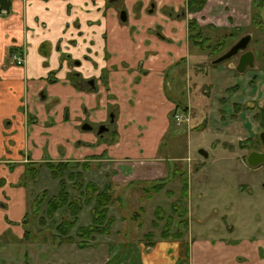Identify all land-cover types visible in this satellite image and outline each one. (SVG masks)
Returning a JSON list of instances; mask_svg holds the SVG:
<instances>
[{
	"label": "crops",
	"instance_id": "1",
	"mask_svg": "<svg viewBox=\"0 0 264 264\" xmlns=\"http://www.w3.org/2000/svg\"><path fill=\"white\" fill-rule=\"evenodd\" d=\"M125 1L114 8L108 6L113 4L108 0H10V14L0 15V178L6 182L0 188V237L8 231V237L19 241L27 214L25 190L17 186L22 169L9 172V164L89 161L95 164L93 171L105 163L112 166L114 179L121 178L118 181L125 185L179 176L178 162L189 166L183 142L177 141L184 132L175 131L171 118L176 105L167 94L188 95L179 89L177 77L189 79L188 73L194 69L190 58L184 61L190 49L187 22L195 20L202 28L207 25L216 33L221 30L220 34L229 28L234 29L232 33L247 30L252 0H207L200 12L192 14L186 10L187 0H155L151 17H158L157 4H164L172 9L167 17L178 20L161 16V26L143 15L150 0ZM122 10L126 13L124 23L119 20ZM180 11L184 14L179 15ZM156 32L162 40L154 37ZM10 48L24 52L22 67L7 62ZM228 65L229 70L216 79L213 73L219 65L209 71L213 91L218 84L239 88L230 85V78L236 76ZM199 73L193 75L197 80ZM72 74L93 81L89 92L62 83ZM55 83L72 95L56 99L50 86ZM185 102L189 110L188 96ZM49 104L54 106L51 116ZM62 104L65 108L59 109ZM228 113L226 121L231 120L230 107ZM110 115L114 122L106 135L112 145L86 148L94 141L92 134L101 138L96 128L108 124ZM166 139L170 144L165 149ZM60 142L71 144L63 156L57 150ZM45 144L48 156L44 158ZM189 231L188 226L187 234L182 231L176 241H146L148 244L138 250H144L153 264H264L263 238L253 242L252 234H242L231 242L225 237L189 238ZM0 241L4 247L9 245ZM248 251L253 255H247Z\"/></svg>",
	"mask_w": 264,
	"mask_h": 264
},
{
	"label": "rangeland",
	"instance_id": "2",
	"mask_svg": "<svg viewBox=\"0 0 264 264\" xmlns=\"http://www.w3.org/2000/svg\"><path fill=\"white\" fill-rule=\"evenodd\" d=\"M122 1L126 2L121 0L112 5L108 4V6L115 8ZM153 1L156 2L150 0L149 3L145 4L143 15L146 16L145 18H152L161 26L163 25L160 22L161 16L171 19L167 16H171L172 9L164 4L160 6L157 4L158 17H151L153 16L150 14ZM128 7L131 8L132 5L128 4ZM249 15L251 26L247 30L235 32V38L237 40L245 34L251 35V43L248 49L256 51L257 56L260 57L255 62V69L247 68L239 74L235 70L233 58L217 66L216 72L213 73V79H216L219 75L224 74L227 69L229 70L226 65H231V75L236 77L230 78V85L238 84L239 88H221L222 85L218 84L215 85V91H213L214 85L210 80L209 71L216 68L210 66L216 58L191 45L184 60L190 58L191 63L189 65L192 64L194 72L191 70L188 73L189 79H186L185 75L184 77L177 75L179 89L188 92V95H185L188 96L190 107L188 127L178 128L174 125L175 131L184 132V136H181L177 141L178 143L183 142V152L187 157L186 163L189 164V166L183 167L180 162L176 163L178 164V171L183 174V178L186 177L189 184V194L183 205L186 209L187 224L190 228L189 238L194 236L215 240L216 237H225L228 241L233 242L242 234H252L253 242H256L257 238L264 239V166L257 170L248 169L243 162L247 151L253 148L239 147V143L244 140H252L261 129L253 118L259 109L264 108V94L262 93L264 91V0H252ZM171 21L177 22L178 20L171 19ZM205 31L213 39L224 37L226 33L225 31L222 34L216 33L210 28L205 29ZM232 32L234 29L229 28L227 33ZM155 36L162 40L159 33L156 32ZM232 41L234 42L232 39L230 41L226 39V46L228 47ZM73 62L77 67L78 60L75 59ZM196 72H200L199 75H201L198 80L193 76L197 75ZM226 78L229 77L224 79ZM248 78L251 79L246 83L244 80ZM90 81H84L80 76L77 77L76 74H72L71 76L68 75L67 80L62 83H69L70 88L73 85L79 90L89 92ZM186 82H188L187 85ZM243 82H245V86L241 85ZM50 86L53 88L51 95L56 99L65 100L72 95V92L69 93L60 89L56 83ZM191 101H193L192 104ZM217 104L220 106L217 107ZM240 105L243 108L244 105L252 106V108L251 110L240 111L233 118V107ZM65 106L66 104H62L59 109L65 108ZM47 107L50 109L51 116L54 106L49 104ZM229 107L231 120L226 121L229 120L228 117L226 118L229 115ZM178 112L181 113V111ZM241 112L242 115H240ZM244 115H246L245 118ZM217 116H219L218 122ZM206 119V127L196 131ZM44 122L46 121L41 123L42 126ZM210 122L214 123L211 128L209 127ZM110 127L112 126L110 125ZM92 138L94 140L90 142L92 146L86 144L88 149L91 147L95 149L98 145L103 146L102 144L112 145L106 133L101 138L92 134ZM169 141L170 139L164 140L165 149L169 146ZM248 144L247 142L246 146ZM70 146V143L60 142L57 146V150L61 152L59 155L63 156V152L67 151ZM198 149L206 150L208 159L205 160L197 154ZM42 150L44 151L42 157H47L46 144ZM100 155L101 153L98 151L97 156L100 157ZM70 156L72 155H68V157ZM48 159L46 158V160ZM63 162L79 161L64 160ZM25 164L12 166L9 164L8 171L13 172L17 168L22 169L18 179L24 181L28 178L27 173H25L27 168ZM89 164L94 168L95 164L91 162ZM80 173L85 182H93L99 188L110 183L113 185L114 195L120 196L122 201L120 203L114 202L109 207L108 217L114 219L110 233L92 234L88 240L81 242L74 234L75 228L71 233L73 242L68 244L62 241L63 237L57 236L55 231H49L50 221L46 219L44 205L39 214L34 217L32 213L33 199L38 195L39 198L42 192H45L46 199L50 198L56 195L59 189L58 181L52 180L46 168L41 166L38 177L34 181L18 186L25 190L26 224L29 237L25 238L23 233V237L19 241L12 240L7 236L8 231L3 235V238L0 237V240L4 239L9 244L4 247L2 246L3 241H0V264H153L151 258L147 259L143 253L144 250H138V248L139 246H146L148 244L146 241L162 240L159 235L163 222L159 224L158 228L151 225V222L155 220L154 210L159 207L165 216L169 214L170 204L177 201L180 196V176L170 174L168 179L171 181L167 183L164 190L158 194H152L148 199L146 198L147 194L142 190L148 184L125 185V183L118 181L121 178L114 179L111 165L104 163L99 169ZM66 182L71 184L68 180ZM140 208H143V211ZM90 210V207H86L79 215L78 227L91 224ZM26 224H21L23 232L26 230ZM180 229L182 230V227ZM148 233L152 234V238L145 237ZM262 247L264 250V246ZM244 253L246 254V252ZM247 255L253 254L248 251ZM227 259L230 262L231 256H228Z\"/></svg>",
	"mask_w": 264,
	"mask_h": 264
},
{
	"label": "trees",
	"instance_id": "3",
	"mask_svg": "<svg viewBox=\"0 0 264 264\" xmlns=\"http://www.w3.org/2000/svg\"><path fill=\"white\" fill-rule=\"evenodd\" d=\"M206 1L207 0H187V12L190 14L200 12L204 8ZM208 28L210 27L206 26L205 28H202L195 20H189L187 22L188 41L191 46L208 53L209 56L217 58L227 48L226 37H216L213 39V37L205 31V29ZM220 31L221 30H219V32ZM235 34L236 33L233 35L235 36ZM9 51L14 52L15 49L11 48ZM210 66L214 68L217 65L211 64ZM102 79L105 83V75ZM168 92V96L175 102L176 105L173 114L177 111L187 114L188 105L185 102V93V97L181 98L175 95L170 96ZM180 96H182V94ZM251 108L252 106L248 105H244V108L241 107V105L234 106L232 117L235 118L240 111H243L244 109L251 110ZM173 114L171 118L173 117ZM253 119L262 129H264V108L259 109V112ZM206 121L207 119L201 124L200 128L198 127L196 129V131L204 129L206 127ZM247 142L248 140L242 141L239 143V147L246 148ZM12 165L15 164H11V166ZM25 165L27 166L25 173H27L28 178L24 181L19 180L17 186H22L23 184L26 185L29 181H34L38 177L41 166L46 168L52 180L58 181L59 189L56 195L46 199L45 192H42L41 196L39 198V195L36 196L32 202V213L34 214V217L39 214L41 207L44 205L46 219L50 221V225L48 227L49 231H55L57 236L59 235L60 237H63L62 241L67 242L68 244L73 242L71 233L75 228L74 234L81 242L88 240L92 234L110 233L114 219L112 217H108L109 207L114 202L120 203L122 200L120 196L114 195V189L112 188L113 185L110 183H106L99 188L93 182H85L84 177L80 172L90 171L91 166L89 161L70 163H34L30 161ZM179 176L181 183L180 196L177 201L170 204L169 214L165 216L161 213L162 211L159 207L154 210L155 220L151 222V225L154 228H158L159 224L163 222L159 235L162 240H179L183 235L182 231L187 233L188 230L186 209L183 205L184 200L188 197L189 184L186 177H182L183 174H180ZM167 179L168 177L166 179L163 178L153 181L148 185L146 184L147 186L142 188V190H144L147 194L146 198L149 199L152 194H158L163 191L166 187ZM66 180L70 181L71 184H67ZM5 183V180L0 178V188L3 187ZM130 185L132 184H128V186ZM86 207L91 208V224L85 227H78L77 224L79 221V215ZM140 210L143 211V208H140ZM26 219L27 218L25 216L22 221V225L26 224ZM180 227H182V230ZM25 228L24 237L27 238L29 237L27 224L25 225ZM145 237L152 238V234H146Z\"/></svg>",
	"mask_w": 264,
	"mask_h": 264
},
{
	"label": "water",
	"instance_id": "4",
	"mask_svg": "<svg viewBox=\"0 0 264 264\" xmlns=\"http://www.w3.org/2000/svg\"><path fill=\"white\" fill-rule=\"evenodd\" d=\"M120 0H108L109 3H115ZM10 0H0V15H9L10 14ZM119 20L124 23L126 21V13L124 10L119 13ZM251 41V36L249 34H245L240 39L232 44L230 48H228L225 52H223L220 56L214 59L211 64L219 65L226 61H229L233 58H238L237 65L235 66V70L237 73L241 74L247 68H254V55L251 51H246L249 43ZM240 55V56H239ZM239 56V57H238ZM90 86H93V81L89 82ZM113 116L109 117V124H113ZM85 129H88L89 126H84ZM109 128L106 124L100 125L96 134L100 137L103 136L104 133H107ZM260 138L264 143V132L260 133ZM197 154H199L203 159H208V152L204 149H198ZM264 162V153L259 152H251L247 157V164L255 168L261 165Z\"/></svg>",
	"mask_w": 264,
	"mask_h": 264
},
{
	"label": "flooded vegetation",
	"instance_id": "5",
	"mask_svg": "<svg viewBox=\"0 0 264 264\" xmlns=\"http://www.w3.org/2000/svg\"><path fill=\"white\" fill-rule=\"evenodd\" d=\"M180 14H184V11H180L179 12V15ZM234 33H225V36L224 37H226V39L228 40V41H230L231 39L232 40H234V42H236L235 40H236V38H235V36L233 35ZM234 38V39H233ZM240 39V38H239ZM238 40V39H237ZM233 41H232V43L226 48V50L228 49V48H230L231 46H232V44L234 43ZM250 43H251V41H250ZM225 50V51H226ZM246 51H251L252 53H253V55H254V59L255 58H259L260 59V57L259 56H257V52L256 51H254V50H250V49H248L247 48V50ZM240 56V55H239ZM238 56V57H239ZM237 60H238V58L236 57V58H234V61H235V66L237 65ZM255 61V60H254ZM234 66V67H235ZM255 67H256V65H255V63H254V69H255ZM264 90V89H263ZM262 93L264 94V91H262ZM263 121H264V119H263ZM107 126H108V128H109V130H110V125L111 124H109V122H108V124H106ZM99 127V126H98ZM96 130H97V128H96ZM261 132H264V129H260L259 130V134H257L254 138H252V140H248V145H247V147L246 148H250V147H252L253 149H250L249 151H247V155L245 156V160H244V164L247 166V168L248 169H250V170H257V169H259V168H261L262 166H264V162L261 164V165H259V166H257V167H255V168H252V167H250L248 164H247V157H248V155L251 153V152H259V153H264V143H263V141H262V139L260 138V133ZM264 186V185H263ZM188 194H189V190H188Z\"/></svg>",
	"mask_w": 264,
	"mask_h": 264
},
{
	"label": "built area",
	"instance_id": "6",
	"mask_svg": "<svg viewBox=\"0 0 264 264\" xmlns=\"http://www.w3.org/2000/svg\"><path fill=\"white\" fill-rule=\"evenodd\" d=\"M9 64L11 66L22 67L24 65V52L22 50H16L10 55ZM174 124L177 127H188L190 117L188 114L176 113L173 117Z\"/></svg>",
	"mask_w": 264,
	"mask_h": 264
}]
</instances>
